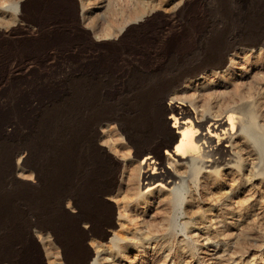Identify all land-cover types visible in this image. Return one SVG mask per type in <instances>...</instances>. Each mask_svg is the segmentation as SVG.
<instances>
[{"label":"rangeland","instance_id":"374dc122","mask_svg":"<svg viewBox=\"0 0 264 264\" xmlns=\"http://www.w3.org/2000/svg\"><path fill=\"white\" fill-rule=\"evenodd\" d=\"M0 7V250L3 251H0V264H11L15 255L20 264H66L58 244L45 234L48 229L40 227L49 225L50 213L55 210L51 190H56V183L62 180L60 169L51 167L52 158L56 156L59 165L61 149H80L77 141L81 135L83 87L93 84H85L81 80L84 71L103 75L106 71L126 73L127 63L133 59L143 64L145 60L147 65L167 47H194V33L204 31L210 24L215 25V38L244 33L245 39L264 41V0H0ZM87 20L94 24H126L117 38L100 39L87 25ZM180 23L185 26L179 28ZM236 60L233 64L228 60L218 68L220 75L203 81L200 86L214 93L211 91L208 96L205 93L200 98L212 102L216 97L227 98L239 90L252 94L250 99L257 106V121L263 129L264 51L247 52ZM113 84L107 93L114 94L124 87L123 81ZM126 94L123 100H130L133 96ZM22 154L30 161L29 164L40 166L41 180H36L32 167L17 164ZM76 157L66 168L69 173L66 177L67 181L82 185L88 169L83 165L82 156L78 154ZM13 166L15 170L19 167L15 176L10 174ZM262 180L264 173L258 174L253 183L245 185L244 190L237 194L238 197L248 196L247 206L241 210L234 206L237 198L231 194L234 191L230 188L227 190L200 182L189 184L183 191L173 236L167 235V228L174 211L165 202L171 186L155 181L143 187V191L156 187L162 191L147 208L129 209L123 218L124 225L119 222L120 226L115 228L117 231L128 229V236L124 235L122 242L130 243L131 247L129 258H119L114 264H264ZM220 190L225 191L221 193ZM223 196L231 202V209L229 207L225 213L219 211ZM248 211L252 212L248 214ZM186 221L191 222L189 230L185 228ZM238 236L240 247L235 243ZM186 242L192 244V249L184 247Z\"/></svg>","mask_w":264,"mask_h":264},{"label":"bare ground","instance_id":"6f19581e","mask_svg":"<svg viewBox=\"0 0 264 264\" xmlns=\"http://www.w3.org/2000/svg\"><path fill=\"white\" fill-rule=\"evenodd\" d=\"M120 23L94 24L89 21L87 25L101 39L117 38L126 24V22ZM182 26L185 25L180 23L179 28ZM214 27V24H210L208 28L206 27L207 29L204 28V31L195 32L193 35L195 46L192 48L167 47L162 50L154 62L147 65H145V60L144 64L140 60L134 59L129 64L126 62L128 65L126 73L106 71V74L103 75L99 72L92 74L84 71L82 74L81 80L85 84L86 82H93V84L92 86L86 84L83 87L81 135L77 141L80 149H73V146L72 149H61L62 159L60 158L59 165L55 160L56 156L52 158L51 167L53 170L54 168L60 169L62 180L60 179L59 183L54 181L57 182V189L51 190V201L55 210L50 213L49 225L40 227L48 229L45 234L51 241L58 244L66 264H114L119 258H129L128 251L131 245L128 242H122V239L128 236L129 231L127 228H122L119 231L115 228L119 222L122 226L124 225L123 218L126 217V212L129 209H145L156 196L158 197L162 191L161 188L156 187L143 191V187L149 186L155 181L171 186L169 194L164 195L166 196L165 202L174 211L173 220H170V226L167 228V235H174L177 211L183 201V191L189 184L200 182L215 184L227 190L230 188V191H234L231 194L237 198L234 206L239 207L240 210L246 208L248 196L238 197L237 194L244 190L245 185L253 183L258 174L264 173V133L262 132L264 128H260L259 120L257 121V106L250 99L252 94H246L243 90L235 91L233 95L226 96L227 98H215L214 96L215 99L212 102L204 101L200 96L205 93L208 96V93L213 90L200 85L207 77L210 79L220 75L221 72L218 71V68H221L228 60L233 64L237 57L243 56L247 52L264 51V41L245 39L244 33L226 34L222 38H215ZM108 76L110 77L107 78ZM118 81H123L124 87L118 92L115 91L114 94L107 93L106 90H111L114 87L113 83ZM126 92L133 95L130 100H123L127 95ZM258 104L261 103L258 102ZM262 125L264 124L262 123ZM68 131L71 132L70 129ZM78 154L82 156L83 165L88 169L82 185L67 181L66 177L68 173L66 168ZM29 163L30 161L24 154L17 160L19 165L32 167L36 180H41L40 166ZM17 168L19 169L16 167L15 170V166L11 168L12 176L18 172ZM235 172H239V175H235ZM10 174L9 176H11ZM52 174L54 175V173ZM247 189L249 190V188ZM167 190L169 189L167 188ZM220 191L224 193L225 190ZM189 196L192 198V195ZM230 206V200L224 197L219 211L225 213ZM249 210L252 209L249 208ZM249 212L247 213L249 214ZM154 213L156 216V212ZM149 220L148 222H151ZM190 227L191 222L186 221L185 228L189 230ZM224 227L227 228V225L224 224ZM133 228L135 230V227ZM38 233L42 234L41 231ZM110 236V240L106 241ZM235 243L237 247L242 245H240L239 236ZM132 244L134 243L132 242ZM184 247L190 250L192 244L186 242ZM155 257L157 258V256ZM14 258L15 261L11 264H20L16 255ZM180 258L184 259V257Z\"/></svg>","mask_w":264,"mask_h":264}]
</instances>
